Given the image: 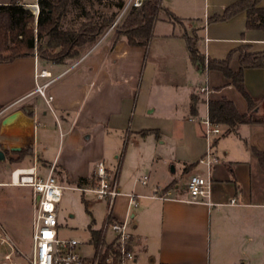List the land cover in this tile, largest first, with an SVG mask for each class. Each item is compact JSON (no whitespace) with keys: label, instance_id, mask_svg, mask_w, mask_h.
Listing matches in <instances>:
<instances>
[{"label":"crops","instance_id":"obj_1","mask_svg":"<svg viewBox=\"0 0 264 264\" xmlns=\"http://www.w3.org/2000/svg\"><path fill=\"white\" fill-rule=\"evenodd\" d=\"M234 1L161 0L147 46L115 39L110 26L77 58L53 62L28 56L0 63V149L6 157L0 161V204L13 203V188H28L33 208L32 188L11 183V167L35 163L42 177L52 168L58 181L79 190L93 184L94 165L103 161L121 191L113 217L125 219L127 195L137 196L130 208L133 263L264 264V123L239 124L226 135L220 127L212 140L218 160L207 166L199 159L209 142L202 124L190 119L207 114L203 98H227L239 113L248 111L246 100L220 71L191 63L185 39L197 35L199 48L215 59L239 45L264 50V30L247 29L245 11L209 20ZM36 2L21 0L26 8ZM258 6L264 7V0ZM153 40L172 48L159 66L147 61ZM230 65L238 69L237 53ZM41 69L50 76L37 78ZM52 78L47 103L36 86ZM243 80L249 94L262 99L254 111L264 114L263 68L244 69ZM204 85L211 90L207 98L199 92ZM168 87L173 93L163 98ZM227 139L229 145H222ZM253 149L261 152L263 163ZM192 174L210 180L207 202L188 200ZM102 223L89 225L90 234Z\"/></svg>","mask_w":264,"mask_h":264},{"label":"trees","instance_id":"obj_2","mask_svg":"<svg viewBox=\"0 0 264 264\" xmlns=\"http://www.w3.org/2000/svg\"><path fill=\"white\" fill-rule=\"evenodd\" d=\"M102 2L103 0H37L38 15L24 7L21 0L0 4V63L28 56L53 62L79 57L115 21L116 11L96 8V4ZM259 2L260 0H236L227 5L221 14H215L209 20L223 21L245 11L246 28L264 30V7L258 6ZM122 4L123 0H118L117 7ZM160 8L161 0H143L140 6H130L124 19L113 26L115 39L122 37L128 44L147 46ZM63 23L69 24L64 27ZM185 39L191 63L198 68L220 71L247 102L248 111L239 113L234 103L227 98H203L209 119L224 128L223 135L234 133L239 124L264 123V114L258 115L254 111L262 99L251 96L243 80L246 68L259 67L264 70V50L250 51L248 45H239L230 50L225 58L215 59L205 56L198 46L197 35H187ZM235 53L238 54L237 70H233L230 65ZM191 110L196 112L194 105ZM253 150L263 163L261 152ZM91 232L94 238L98 237V230Z\"/></svg>","mask_w":264,"mask_h":264},{"label":"built area","instance_id":"obj_3","mask_svg":"<svg viewBox=\"0 0 264 264\" xmlns=\"http://www.w3.org/2000/svg\"><path fill=\"white\" fill-rule=\"evenodd\" d=\"M143 0H128L126 7L140 6ZM117 23L113 22L110 28ZM49 72L41 69L36 77H49ZM55 78L37 84L36 91L48 103L52 95L46 94V89ZM207 85L200 87L199 92L207 95L210 92ZM203 126V135L209 142L207 151L199 159L200 163L207 166L217 162V157L212 152V140L221 134V128L212 123L208 114L197 118ZM146 183V176L140 179ZM11 183L26 185L32 188L33 208L31 218L32 247L29 252H24L9 240V249L0 259V264H127L137 258L131 247L133 236L130 229V208L137 205V196L129 193L126 216L123 220L115 219L112 215L117 197L121 194L117 177L110 174L103 161L94 165V182L90 187H76L83 193L91 192L97 201L104 202L107 214L98 230L97 238L91 234L89 241L83 242L76 238H62L58 235L59 222L57 218V205L61 200L63 186L58 182L53 169L44 177L38 175L35 163L27 168H15L11 172ZM186 188L189 201L207 202L210 197V180L199 174H192L187 178ZM231 204L236 200L232 198ZM90 246L92 254L81 255L80 246Z\"/></svg>","mask_w":264,"mask_h":264},{"label":"rangeland","instance_id":"obj_4","mask_svg":"<svg viewBox=\"0 0 264 264\" xmlns=\"http://www.w3.org/2000/svg\"><path fill=\"white\" fill-rule=\"evenodd\" d=\"M25 1L31 2L33 0ZM123 1L125 3L120 7H117L118 0H103L101 4H96V8L103 11H116L117 15L115 20H117V23H120L130 8V6L126 7L128 0ZM36 5V3H33L28 7L34 15H36V10L33 7ZM68 24L69 23H63L64 27ZM169 49L172 48L165 46L160 41L153 40L147 52L148 63L159 66L161 64L160 60L163 59L162 55L169 54ZM169 89L170 88L168 87L167 90L170 93L168 91L163 92V98H168V95L173 93V91ZM153 92H155V88H153ZM163 110L171 112L169 109ZM222 145L228 146L229 140L227 139L225 144ZM12 168L13 167L10 169L11 172L16 167ZM58 182L63 186L61 200L57 205L59 237L65 239L76 238L83 242L89 241L91 234L88 226H98L104 221L107 214L106 204L94 202L91 200L89 194L83 196L81 191L73 189L68 183H66V181L59 180ZM13 189L16 191V199L13 203L0 204V259L8 250H10L8 245L9 240H12L24 252H29L32 247L30 225V217L32 216V195L28 188ZM86 199L88 200L87 203L85 202ZM93 220L95 222H93ZM78 252L81 255L89 256L92 254V248L90 246L82 245L78 248ZM127 264L148 263L145 261H139L138 263L128 262Z\"/></svg>","mask_w":264,"mask_h":264},{"label":"water","instance_id":"obj_5","mask_svg":"<svg viewBox=\"0 0 264 264\" xmlns=\"http://www.w3.org/2000/svg\"><path fill=\"white\" fill-rule=\"evenodd\" d=\"M29 7V6H28ZM38 12H39V10H38V5H37V11H36V15H38ZM11 149H19L18 147H13V148H11ZM5 152H4V150L3 149H0V161H5Z\"/></svg>","mask_w":264,"mask_h":264},{"label":"bare ground","instance_id":"obj_6","mask_svg":"<svg viewBox=\"0 0 264 264\" xmlns=\"http://www.w3.org/2000/svg\"><path fill=\"white\" fill-rule=\"evenodd\" d=\"M37 11V5L33 7Z\"/></svg>","mask_w":264,"mask_h":264}]
</instances>
